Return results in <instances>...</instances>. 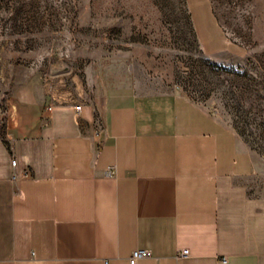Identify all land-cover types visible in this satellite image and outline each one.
<instances>
[{
    "label": "crops",
    "instance_id": "1",
    "mask_svg": "<svg viewBox=\"0 0 264 264\" xmlns=\"http://www.w3.org/2000/svg\"><path fill=\"white\" fill-rule=\"evenodd\" d=\"M222 34L204 53L240 56ZM134 249L151 252L136 264H264V168L236 133L130 84L35 79L0 100V264H129Z\"/></svg>",
    "mask_w": 264,
    "mask_h": 264
},
{
    "label": "rangeland",
    "instance_id": "2",
    "mask_svg": "<svg viewBox=\"0 0 264 264\" xmlns=\"http://www.w3.org/2000/svg\"><path fill=\"white\" fill-rule=\"evenodd\" d=\"M216 20L240 56L204 53L225 46ZM35 79L181 92L264 168V0H0V100Z\"/></svg>",
    "mask_w": 264,
    "mask_h": 264
},
{
    "label": "built area",
    "instance_id": "3",
    "mask_svg": "<svg viewBox=\"0 0 264 264\" xmlns=\"http://www.w3.org/2000/svg\"><path fill=\"white\" fill-rule=\"evenodd\" d=\"M80 103H76L74 105V108L76 111L80 110ZM11 163L14 164L15 160L12 159ZM108 173L113 174L115 172L114 166H109L107 168ZM180 254L182 256H186L188 254V249L184 248L181 250ZM151 255V252L149 250L146 249H134L131 251L130 256L128 258V262L129 264H136L137 260L139 258H144V257H149Z\"/></svg>",
    "mask_w": 264,
    "mask_h": 264
},
{
    "label": "trees",
    "instance_id": "4",
    "mask_svg": "<svg viewBox=\"0 0 264 264\" xmlns=\"http://www.w3.org/2000/svg\"><path fill=\"white\" fill-rule=\"evenodd\" d=\"M186 1V0H185ZM187 4V3H186ZM188 17L190 18V24L192 25V28L194 30V27H193V22H192V18H191V14H190V11H189V8H188ZM194 34L196 36V33H195V30H194ZM197 37V36H196Z\"/></svg>",
    "mask_w": 264,
    "mask_h": 264
}]
</instances>
